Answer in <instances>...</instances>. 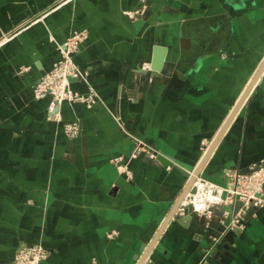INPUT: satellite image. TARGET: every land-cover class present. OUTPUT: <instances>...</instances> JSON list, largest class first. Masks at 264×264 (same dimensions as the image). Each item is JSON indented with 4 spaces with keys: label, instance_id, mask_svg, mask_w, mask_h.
I'll list each match as a JSON object with an SVG mask.
<instances>
[{
    "label": "crops",
    "instance_id": "0c3cea01",
    "mask_svg": "<svg viewBox=\"0 0 264 264\" xmlns=\"http://www.w3.org/2000/svg\"><path fill=\"white\" fill-rule=\"evenodd\" d=\"M74 31H86L73 59L89 84L70 88L101 101L50 112L33 86ZM263 58L264 0H0V264L31 243L47 250L40 264H136L187 181L140 144L190 172ZM57 112L79 136L48 119ZM259 163L264 76L203 170L229 181ZM253 209L240 229L224 205L175 217L142 264H264V206Z\"/></svg>",
    "mask_w": 264,
    "mask_h": 264
},
{
    "label": "built area",
    "instance_id": "2783aa9c",
    "mask_svg": "<svg viewBox=\"0 0 264 264\" xmlns=\"http://www.w3.org/2000/svg\"><path fill=\"white\" fill-rule=\"evenodd\" d=\"M86 32V31H85ZM86 39L84 31H74L66 41H64L60 48V58L54 61L52 68L41 76L33 87L34 93L37 97L44 94L51 96L55 95L54 100L49 108V111L58 109L61 102L75 101L73 96L75 92L69 89V76L80 79L82 77L80 71L69 64V57L73 51H77L81 44ZM71 69V70H70ZM53 75V76H52ZM56 81V82H55ZM59 83V84H58ZM59 85V88L54 89ZM57 85V86H56ZM78 101L84 103L87 107H92L95 103L101 101L100 97L93 95H79ZM58 115V112L55 116ZM51 117V116H50ZM119 125L122 127L121 123ZM67 133L72 135L79 134V128L76 124L65 127ZM120 172H125L130 176V171L125 166H117ZM235 176L228 181L224 177L225 187L218 186L212 182L197 178L193 184V191L185 195V200L181 202L176 215L182 216L185 213L187 206H190L194 217H203L211 219L214 209L218 206L234 204L235 196L239 197L241 203L239 208H235L231 212V219L228 228H241L239 220L245 213L248 207H262L264 206V198L257 194H263L262 183L264 182V163L254 165L247 173L234 172ZM225 192V196L222 194ZM47 256V250L41 245H24L21 247L13 259L3 264H40Z\"/></svg>",
    "mask_w": 264,
    "mask_h": 264
},
{
    "label": "water",
    "instance_id": "95a60500",
    "mask_svg": "<svg viewBox=\"0 0 264 264\" xmlns=\"http://www.w3.org/2000/svg\"><path fill=\"white\" fill-rule=\"evenodd\" d=\"M155 51L156 52H155V55L153 56V58L151 60L150 67H151V70L153 72L159 73L161 71V67L163 64V59H164L163 51L164 50L159 49V47H157L155 49ZM263 76H264V58L262 59L261 63L259 64V66L255 70V72L253 73L248 85L244 89L242 95L240 96L239 100L237 101V103L235 104V106L233 107V109L231 110L229 115L227 116L223 125L220 127L218 132L215 134L213 139L210 141V144H209L208 148L206 149V151L204 152V154L202 155L199 163L190 172L182 169L179 165H177L175 162V159L173 157L166 155L162 152L156 151L153 146H149L145 143L140 144L148 152L152 153L162 165H164V166H175L177 169H179V171H181V173L185 177H187V181H186L185 186L183 187L182 191L180 192L178 197L175 199L173 205L171 206L169 212L167 213L166 217L164 218L163 222L161 223V225H160L159 229L157 230L156 234L154 235L153 239L147 245L144 246L143 255H141V257H139V258L137 257L138 259H137L136 264H142L143 263L144 257H146L148 255L153 244L159 239L163 230L165 229L166 225L168 224V222L171 219L176 217V219L179 222H181V220L188 221L190 219H193L195 214L191 212L190 206L186 207L185 213L182 216H177L176 212H177L183 198L185 197V195L188 192L193 191V184L197 178L212 182V183H214L218 186H221V187L226 186L224 179L219 177L220 176L219 173L218 174H213V173L211 174V173L205 172L203 170L204 165L207 162L209 156L211 155V153H212L214 147L216 146L217 142L219 141V139L221 138V136L223 135V133L225 132V130L229 126L231 120L235 116L239 107L241 106V104L243 103V101L245 100L247 95L249 94L250 90ZM69 80L71 81L72 79L69 78ZM262 190H263V194L262 195L257 194V195L264 198V182L262 183ZM222 196L223 197L225 196V192L222 194ZM238 202H239V197L235 196V203L234 204L224 205V209H226V211L228 213V215L225 219V225L226 226H228L230 219H231V212L237 207ZM253 213H254L253 207H248L245 210V213L242 216V218L239 220V224H241L242 226L246 225L247 221L250 220ZM238 229H240V228H238Z\"/></svg>",
    "mask_w": 264,
    "mask_h": 264
},
{
    "label": "rangeland",
    "instance_id": "374dc122",
    "mask_svg": "<svg viewBox=\"0 0 264 264\" xmlns=\"http://www.w3.org/2000/svg\"><path fill=\"white\" fill-rule=\"evenodd\" d=\"M84 33H86L85 31H84ZM70 37V36H69ZM68 39V38H67ZM66 41V40H65ZM62 44V43H61ZM61 44H59V45H61ZM59 45H58V47H57V49H58V52H59V57L57 58V59H59L60 58V55H61V53H60V48H59ZM79 50V49H78ZM77 50V51H78ZM76 51V52H77ZM75 51H73L71 54H70V57H69V64L70 65H74L79 71H80V73L81 74H79V75H82V77L80 76V79L79 80H81V81H83L85 84H89V79H88V73H87V71H85V70H83V69H81L80 67H79V65L74 61V59H73V56H74V54L76 53ZM56 59V60H57ZM56 60H54V61H56ZM54 61H53V63H54ZM52 63V64H53ZM51 68H52V66H51ZM50 68V69H51ZM49 69V70H50ZM48 70V71H49ZM71 70V69H70ZM47 71V72H48ZM46 73V72H45ZM45 73L42 75V76H44L45 75ZM53 76V75H52ZM69 78H73V77H71V76H69ZM76 79V78H75ZM56 82V81H55ZM68 82H70V80H68ZM59 84V83H58ZM57 84V85H58ZM56 85V86H57ZM34 86H35V84H34ZM33 86V87H34ZM56 88H59V85L57 86V87H55L54 89H56ZM73 90V89H72ZM74 92H75V95L73 96V98H75V101H68V103H80L79 101H78V98H76V97H79V95H84V96H88V95H93V96H98V97H100L99 95H98V93H96L92 88H91V86L90 85H88V88H87V91L86 92H83V93H81V92H78V91H75V90H73ZM33 95H34V98H36V99H39V98H41L42 96H40V97H37V95L34 93V91H33ZM49 95V94H48ZM50 96V101H49V105H48V108H50V107H52V105H51V103L54 101V100H56V96L55 95H53V96H51V95H49ZM65 102H67V101H65ZM61 104H62V102H61ZM60 104V105H61ZM82 104H84V103H82ZM96 104V103H95ZM85 105V104H84ZM86 106V105H85ZM87 107V106H86ZM89 108H91V107H89ZM48 119H50V120H54V121H57V122H61L62 123V129H63V131H64V133H65V135L68 137V138H70V139H74L75 137H77V136H79L80 135V133H81V130H82V128H81V124H80V121H78V120H72V121H62V119H61V117L59 116V114L57 115V116H54V117H49ZM119 123H121L120 121H118V124ZM67 124L68 125H73V124H76L77 126H78V128H79V134L77 135H72L70 132L69 133H67L66 132V126H67ZM121 125H122V129H124V127H123V124L121 123ZM119 161V158L118 159H113V162L114 163H117ZM119 166H121V165H119ZM126 167V166H125ZM127 169V168H126ZM128 171H130V169H127ZM119 171V170H118ZM120 172V171H119ZM131 171H130V176L129 177H131ZM30 245H41V246H43L41 243H31ZM44 247V246H43ZM45 248V247H44ZM48 254V253H47ZM47 257V256H46Z\"/></svg>",
    "mask_w": 264,
    "mask_h": 264
},
{
    "label": "bare ground",
    "instance_id": "6f19581e",
    "mask_svg": "<svg viewBox=\"0 0 264 264\" xmlns=\"http://www.w3.org/2000/svg\"><path fill=\"white\" fill-rule=\"evenodd\" d=\"M69 89H71V88H70V83H69ZM140 146H141V145H140ZM187 194H188V193H187ZM184 200H185V198H183V200H182V201H184Z\"/></svg>",
    "mask_w": 264,
    "mask_h": 264
}]
</instances>
